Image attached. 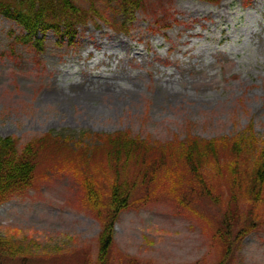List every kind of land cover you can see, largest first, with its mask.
Wrapping results in <instances>:
<instances>
[{
    "label": "rangeland",
    "instance_id": "374dc122",
    "mask_svg": "<svg viewBox=\"0 0 264 264\" xmlns=\"http://www.w3.org/2000/svg\"><path fill=\"white\" fill-rule=\"evenodd\" d=\"M76 3L88 16L76 39L58 43L48 31L33 60L20 45L11 53L8 33L20 29L0 16V138L14 137L21 147L61 134L87 146L103 144L95 134L123 131L164 144L232 137L251 126L264 140V0H145L127 13L110 0ZM110 22H124L127 31ZM44 172L26 194L0 206V234L32 241L33 264H96L100 225L81 203L77 181L60 169ZM215 212L165 199L125 210L107 264H216L203 218L216 221ZM234 212V228L244 221L254 228L229 264H264V205Z\"/></svg>",
    "mask_w": 264,
    "mask_h": 264
},
{
    "label": "trees",
    "instance_id": "16d2710c",
    "mask_svg": "<svg viewBox=\"0 0 264 264\" xmlns=\"http://www.w3.org/2000/svg\"><path fill=\"white\" fill-rule=\"evenodd\" d=\"M110 1L123 13L142 10L145 2ZM203 1L218 4L220 0ZM83 10L76 0H0V16L20 29L8 33L13 42L11 53L20 45L35 59L45 50L48 31L58 43L65 40L71 44L77 25L88 17ZM108 25L115 31H127L124 22ZM95 138L104 139L103 144L86 146L68 135L47 133L19 147L14 137L0 138V206L33 188L42 166L44 178L59 169L67 176L70 173L82 191L81 203L100 225L96 264H107L114 226L123 211L159 199L190 212L208 205L216 211V221L203 215L219 256L216 264H229L235 247L254 226L244 221L234 228L228 217L237 215L236 205H264V140L254 135L251 126L232 137L187 136L164 144L123 131L103 137L95 134ZM97 150L102 151L103 159L97 157ZM60 153L61 160H55ZM221 205H228L229 211H223ZM251 211L249 206L248 214ZM25 240L0 234V264H33V242Z\"/></svg>",
    "mask_w": 264,
    "mask_h": 264
}]
</instances>
